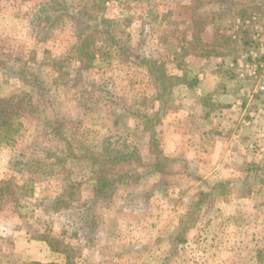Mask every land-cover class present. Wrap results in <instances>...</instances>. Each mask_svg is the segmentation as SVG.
Listing matches in <instances>:
<instances>
[{"label":"clouds","instance_id":"1","mask_svg":"<svg viewBox=\"0 0 264 264\" xmlns=\"http://www.w3.org/2000/svg\"><path fill=\"white\" fill-rule=\"evenodd\" d=\"M0 264H264V0H0Z\"/></svg>","mask_w":264,"mask_h":264}]
</instances>
